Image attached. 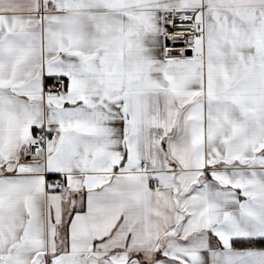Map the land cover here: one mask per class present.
I'll return each instance as SVG.
<instances>
[{
    "label": "snow or ice",
    "instance_id": "1",
    "mask_svg": "<svg viewBox=\"0 0 264 264\" xmlns=\"http://www.w3.org/2000/svg\"><path fill=\"white\" fill-rule=\"evenodd\" d=\"M0 264H264V0H0Z\"/></svg>",
    "mask_w": 264,
    "mask_h": 264
}]
</instances>
